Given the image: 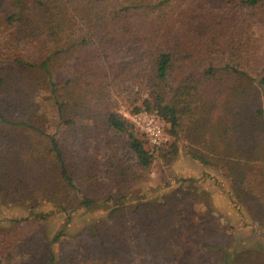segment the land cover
I'll return each instance as SVG.
<instances>
[{"label": "trees", "instance_id": "trees-1", "mask_svg": "<svg viewBox=\"0 0 264 264\" xmlns=\"http://www.w3.org/2000/svg\"><path fill=\"white\" fill-rule=\"evenodd\" d=\"M260 23L264 0H1L0 202L30 207L63 202L69 197L65 187L67 194L76 193L72 203H98L89 182L96 174L93 160H81L87 181L78 185L70 154L58 139L60 125L80 121L86 137L126 133L143 170L161 153L173 159L185 137L190 156L219 167L230 180L232 201L264 223V204L244 186L250 172L264 177V35L254 32ZM131 85L139 87L133 95ZM121 99H131L130 113L160 114L175 137L173 154L171 142L165 149L152 146L118 113ZM46 102L58 118L53 131L40 115ZM216 103L221 111L213 118ZM11 110L23 116L10 118ZM111 165L117 177L134 179L122 162ZM56 167L57 183L51 184ZM49 171L54 174L48 178ZM178 199L152 202L149 234L165 229L167 208ZM118 211L112 208L109 218ZM46 217L42 212L10 221L24 226ZM20 238L0 225V255ZM154 249L159 253H151V264H162L164 246ZM54 260L52 252L50 263Z\"/></svg>", "mask_w": 264, "mask_h": 264}, {"label": "rangeland", "instance_id": "rangeland-1", "mask_svg": "<svg viewBox=\"0 0 264 264\" xmlns=\"http://www.w3.org/2000/svg\"><path fill=\"white\" fill-rule=\"evenodd\" d=\"M254 32L264 35V23L256 25ZM134 52L137 50L129 53ZM73 58H69L65 73L72 68ZM138 88L131 85L129 92L133 95ZM143 93L147 95L148 89ZM133 105L131 99H121L118 113L125 116ZM220 111L216 103L213 118ZM22 113L11 110L8 115L21 118ZM40 115L47 130L53 131L58 124L55 107L43 103ZM79 123L60 125L58 139L70 154L72 176L78 185L85 186L87 181V176H81V160H93L94 165L90 164L96 174L89 182H93L91 190L100 200L91 206L80 205V199L72 203L76 193L67 194L64 187V197L69 196V201L44 200L37 207L0 202V225L21 237L0 255V264H51L52 252V264H151V253H159L154 249L158 246H164V252H160L162 264H264V223L255 221L245 205L232 201L230 180L219 167L204 165L190 156V143L185 137H180L174 153L175 137L171 135L173 159L161 153L143 170L126 133L110 131L86 137ZM111 161L125 164L134 179L117 177ZM55 171L46 172L48 178L54 174L51 184L57 183V167ZM244 186L264 204L263 176L256 170L250 172ZM109 195L113 198L106 200ZM172 196L179 201L167 208L165 229L149 234L150 205ZM114 207L119 211L111 220L109 212ZM42 212L47 217L36 224L23 226L10 221L34 218ZM237 253L244 255L234 260Z\"/></svg>", "mask_w": 264, "mask_h": 264}, {"label": "built area", "instance_id": "built-area-1", "mask_svg": "<svg viewBox=\"0 0 264 264\" xmlns=\"http://www.w3.org/2000/svg\"><path fill=\"white\" fill-rule=\"evenodd\" d=\"M124 114L145 135L152 146L162 149L168 147L171 135L157 111L141 110Z\"/></svg>", "mask_w": 264, "mask_h": 264}]
</instances>
